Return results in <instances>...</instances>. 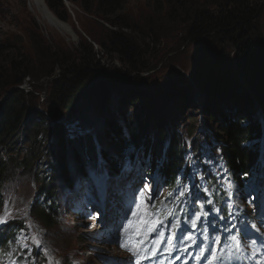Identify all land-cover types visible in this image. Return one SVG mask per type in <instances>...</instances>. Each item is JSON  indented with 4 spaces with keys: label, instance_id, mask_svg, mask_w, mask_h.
<instances>
[{
    "label": "rangeland",
    "instance_id": "1",
    "mask_svg": "<svg viewBox=\"0 0 264 264\" xmlns=\"http://www.w3.org/2000/svg\"><path fill=\"white\" fill-rule=\"evenodd\" d=\"M252 1L255 5L259 4L260 8L259 18L256 20L258 32L253 34L251 39L264 42V0ZM64 3L70 16L67 21H62L45 0H0V46L6 48L0 53V73L6 72L7 76L12 74L8 72L12 69L10 59L16 55L19 56L17 60L29 68L28 76L19 84L27 87L30 92L26 101L29 109L26 121L36 117L35 109L41 112L45 126L34 129L32 125L31 128L33 133L39 132L40 141L47 138V142L42 143L41 148L36 150L33 168H10L8 174L13 175L0 186V191L5 193L12 184H17L11 193L4 195V201L10 202L7 218L17 220L21 226L18 230L19 241L33 264H101L98 251L106 250L104 245L117 255L119 263L125 259L123 256L127 253L122 244L133 243L136 249L148 248L149 252L157 250L158 246L152 240L150 228L152 219L158 212L152 210L150 204L171 195L175 189L167 188L160 182L156 185L154 175L144 174V167H140L139 161H136L132 168H126L125 173L116 175H111L99 162L95 165L86 163L84 173L76 172V164L72 163L71 184H65L60 179L55 180L60 208L51 225H47L40 216L32 212L31 206L42 180L37 178L38 174L47 166L44 162L49 158L48 153L55 144L52 128L56 123L61 120L64 122V127H68L70 131L69 137H74V134L87 136L88 141L85 139L82 156H94L99 161L104 147L103 136L110 127L109 122L115 125L120 123L128 140L131 127L138 128L137 124L146 110V115L150 113L152 122H155V109H158L159 113L162 110L165 114L172 108L169 112H172L173 116L167 114L166 121H174V124H171L173 129L182 127L183 137L194 146L193 149L187 147L186 151L191 167L186 177V185L176 188V192L184 201L189 197L190 202L198 205L200 210L191 218V226L183 234L185 239L190 237V240L184 243L185 251L191 244L188 254L184 256L185 251L174 253L169 256L167 262L171 264L178 257L184 259L193 251L194 256L200 257L205 252V244L196 242L192 233L201 218L209 225L226 223L219 210L217 214L207 208V203L199 193L202 187L206 188V184H202L204 176L212 170L221 182L226 178L223 175L225 167L218 143L210 142L212 138L217 139L215 134L220 129L214 114L220 115L221 112L205 110V107L210 104L214 107L219 105L223 110L231 105L234 108L227 110L236 113L241 102L247 103L249 99H253L257 103L256 95H259L260 91L255 72L259 71L261 58L243 62L239 56L234 58L235 51L227 43L204 39L196 43L189 39L188 21L191 17L188 20L187 14L190 10L201 8L215 13L223 3L227 4V0H189V3L182 7L180 0H124L119 12L112 18L113 22H116L115 25L109 18H104L97 12L95 0L91 1L92 9L88 11L83 8L81 0H67ZM125 24L128 25L127 28L121 27ZM109 31L123 32L136 39L141 46L140 53L143 57L133 61L131 67L128 59H122L109 47L106 37ZM90 54L92 56L89 58L94 59L97 63L94 65L102 72L121 71L122 74L127 73L130 78H135L138 83H132L133 80L131 83L125 82L116 87L111 95L106 93L104 98L95 95L93 87L79 100L77 110L68 114L51 98L52 83L60 78L63 69L57 65L55 71H52L54 74L49 75L47 73L52 70L50 63L57 56L82 64L83 56L88 57ZM252 62H255V66ZM245 77L249 84L244 82ZM241 86L245 88V93ZM9 90L10 88L4 89L0 95V111L10 96L7 95ZM214 95H222L224 101L217 103ZM198 98L200 100H197ZM255 109L263 130L260 137L263 144L264 114L261 109ZM116 111L119 115L114 114ZM228 111L223 113L226 115ZM210 114H213V117ZM245 118L249 117L245 115ZM36 119L40 121L39 117ZM149 119L148 117V122ZM159 123L150 124L148 127L156 129ZM208 126L213 132L211 135L204 133ZM22 128L25 129L26 125ZM165 129L167 130V126ZM147 133L146 130L145 135ZM31 143L30 138L23 134L18 147H28ZM126 146L130 147L131 144L127 143ZM193 157L198 162L197 167L193 163ZM198 167L202 168L203 174ZM256 175L252 177L253 180H247L236 199L237 207L247 210L249 215L258 219L264 214V201L259 199V194L264 191V178L262 175L256 178ZM128 177L133 181L130 188H127L126 184ZM211 178L216 180L215 176ZM206 180L208 187L210 180ZM85 191H91L92 198ZM102 192H107L109 213L115 214L104 220L101 218L102 202L95 196ZM218 194V204L223 210L226 191L220 187ZM167 200L171 202V199ZM129 204L132 205L134 214L120 220L123 215L120 206ZM165 205L166 202L162 203V207ZM76 208L82 211V214H77ZM194 211L190 203L177 201L167 205L159 215L160 220L172 225V232L179 235V228L189 223V217ZM3 217L4 211L1 210L0 220ZM84 219L87 220L85 224L80 222ZM256 226L262 227V224L257 222ZM223 227L224 225L221 228ZM133 229L142 230V233L137 235ZM153 232L157 235L159 229L155 227ZM108 240L114 243L103 244ZM18 252L19 250L16 253ZM226 254L227 259H231V251L227 249ZM208 256L209 253L205 257ZM19 257L25 259L26 254H19ZM238 258L241 264H253V261H256L248 258L245 262L242 257ZM260 259H264V253ZM215 260L213 257V264H216Z\"/></svg>",
    "mask_w": 264,
    "mask_h": 264
},
{
    "label": "trees",
    "instance_id": "2",
    "mask_svg": "<svg viewBox=\"0 0 264 264\" xmlns=\"http://www.w3.org/2000/svg\"><path fill=\"white\" fill-rule=\"evenodd\" d=\"M45 1L49 8L62 19V21L69 20L70 16L64 3V1L67 0ZM70 1L76 2L78 0ZM91 1L92 0H81L85 10L88 11L92 9ZM95 1L97 2V12L104 18H109L112 22V18L114 15H117L124 2V0ZM180 2V7H182L184 4L189 3V0H180ZM259 8L260 5H255L252 0H227V4L223 3L218 12L211 13L201 8H195L190 10L191 12L187 14L188 20L191 17L190 20L187 21L190 23L189 39L192 41L197 43L204 39L219 41L223 44L227 43L236 52H234V58L239 56L243 62L250 59L254 61V59L257 60L261 58L259 71L257 73L255 72L260 91V94L256 95L257 103H255L253 99H249L248 102L246 101L247 103L241 102L239 103L240 108L237 109L236 113H231L227 110V108H234L231 105L223 108V110H221L219 105L214 107L210 104L205 107V110L212 109L218 113L221 112L220 115L214 114L220 126L219 131L217 130L216 132V138L219 140L223 149L232 176L239 180L240 183H242L243 178L249 179L252 177L257 168L261 165L259 154L262 150V143L255 140L256 138L260 139L262 134L259 116L256 113L255 107L261 109V112L264 114V42L263 40L254 41L251 39V36L258 32L256 20L259 18ZM113 24L115 25L116 22H113ZM121 27L127 28L128 25L125 24ZM106 37L109 47L118 53L122 59H128L129 63L132 64L131 67L133 66V61L143 57V54L140 53V44L136 39L131 38V36L119 31H109ZM3 47L4 46H0V53L5 51L6 48ZM91 56V54L88 57L83 56L81 59L83 61L82 64L57 56H55L50 63L52 70L47 73L49 75L54 74L52 71L53 69L55 71L57 65L60 67L62 66L63 69L60 78L54 80L52 83L51 98L68 114H73L77 110L79 100L83 98L86 91H89L93 87L95 88V95H101L104 98L106 93L107 95H111L116 87L125 82L131 83L133 80L132 83H138L135 78H130L129 74H122L121 71L102 72L99 67H96L97 65H94L97 64L94 59L89 58ZM18 57L19 56L16 55L10 59L12 69L8 72L12 73L11 75H5L6 72L5 74L3 72L0 73V95L4 89L10 88L9 91H12L0 111V184L7 179V172L11 167L32 169L33 160L36 158V150L41 148L42 143L47 142V138L40 141L38 139L39 132L33 133L31 128L32 125H34V129L45 126L44 116L35 109L36 107H33L36 117L32 118L33 120L29 122L26 121L29 112L26 101L28 100L27 96H30V92L20 89L19 86L21 85L19 84L25 80L30 70L26 65H22L21 61L17 60ZM252 64L255 66V62H252ZM245 83H248L246 77ZM214 97H216L217 103L224 101L222 95H214ZM249 105H251L250 109ZM246 108L249 110H245ZM157 110L158 109H155V114L157 116L155 122H152L150 113L146 115V110L144 114L145 117L143 116L140 118L137 124L138 128L135 129L131 127L130 140L127 141L125 139L126 144L131 142V148H135L139 141L141 142V146L149 148L143 155H145L146 152H153L157 149L163 150L165 146V141L163 140L166 138V133H169L170 130H174L171 126L167 128L168 130L165 129L162 122L166 121V115L163 114L162 110L159 109L161 114ZM223 111H228L229 113L225 115ZM210 115L213 117V114ZM245 115L249 118H245ZM38 117L40 121H37L38 119L36 118ZM148 117L150 118L149 122ZM157 122L160 123L157 125L158 129L156 133L155 129H150L148 125ZM63 123L64 122L61 120L52 128L55 144L48 153V162L52 168V177L49 180H45L48 175L40 172L42 175V178L38 176V178L42 179L39 187L40 191L37 201L32 205L33 212L40 216L47 225H51L54 222L59 207L55 180L62 178L69 182L71 176L70 166H72V164H70L71 159H75L76 164H80L84 169L86 166H84L83 163H85V165H87L86 163H95L94 157L84 158L82 156L81 159L83 144L85 143V139L88 141V137L82 136L80 139L76 140L69 139L67 136L68 127L65 128ZM254 123L259 125L254 126ZM111 124L103 136L104 144L107 147L101 150V154L106 161L109 160V167L111 169H116L123 162L119 156L124 154L128 147H124V139L121 138L120 135L122 132L121 126L118 125V123L117 125ZM23 125H26L25 129L22 128ZM214 129L216 128L214 127ZM146 130L148 133L145 135ZM23 134L32 141L31 145L28 147H18L19 140ZM181 141L182 139L180 140L176 135L171 139L170 148L166 154L169 164L164 167V171L161 173L162 179L166 185L170 188H174L175 191L179 185L183 184V186H185L186 177L182 176L181 172L184 169L186 171L188 170L184 156L186 148H181ZM182 144L188 146L187 143L185 144L182 142ZM259 148L261 149L259 150ZM134 151L135 149L132 150V155ZM209 177L211 178L212 175H209ZM208 184L210 187H214L210 194L219 202L220 196L217 191L220 186L218 182L215 180L208 182ZM173 197H175V194ZM12 236L13 235L10 234L6 240L0 237V246H8V240L11 239Z\"/></svg>",
    "mask_w": 264,
    "mask_h": 264
},
{
    "label": "bare ground",
    "instance_id": "3",
    "mask_svg": "<svg viewBox=\"0 0 264 264\" xmlns=\"http://www.w3.org/2000/svg\"><path fill=\"white\" fill-rule=\"evenodd\" d=\"M242 80L244 81V79L242 78ZM245 82V81H244ZM243 86H241V90L245 93V88H242ZM19 88L20 89H23V90H27V87L25 88V86H19ZM11 93H12V91H10V92H8V94L7 95H11ZM197 100H200L199 98L197 99ZM172 109V108H171ZM171 109H169L164 115H167L168 114V116H170V117H172L173 115H172V112H169ZM237 112V111H236ZM179 113H180V111H179ZM179 113H178V115H179ZM114 114H116V115H119L118 114V111H116V112H114ZM177 115V116H178ZM172 119V118H171ZM110 124L112 123V122H109ZM113 124V123H112ZM111 124V125H112ZM174 124V121L172 120L171 121V123H170V126H172V125ZM115 125V124H114ZM119 125H120V123H119ZM259 124H255L254 123V126H258ZM123 130V129H122ZM168 130V129H167ZM262 129H261V134H262ZM130 134H129V136H128V140L127 141H129L130 140V136H131V129H130V132H129ZM121 135V138H125V133H124V130H123V133L122 134H120ZM263 135V134H262ZM261 135V136H262ZM193 137V136H192ZM255 141H259V142H261V139L259 140V138H256V140ZM263 141H264V138H263ZM182 142H184L185 144L187 143L188 144V147L190 146V148H192L193 149V144L192 143H188V141L183 137V135H182ZM210 142H214V144L215 143H218V150H220V153H224L223 152V149H222V147H221V145H220V143H219V140L218 139H210ZM261 148H259V150H260ZM131 150H132V148H131ZM128 151H130V149L128 150ZM135 152V151H134ZM260 152V151H259ZM136 153V152H135ZM260 155V154H259ZM262 156H264V142H263V149H262ZM142 161H144L146 164H151V161L150 160H147V159H144V158H142ZM260 162V161H259ZM255 163V162H254ZM254 163H253V165H254ZM257 163V162H256ZM258 164V163H257ZM118 168V167H117ZM35 171V170H34ZM133 174V173H132ZM129 178V177H128ZM17 180V179H16ZM252 180H253V178H252ZM89 183V182H88ZM87 183V184H88ZM90 187V186H89ZM94 188H95V186H94ZM85 192H87V191H85ZM88 193V192H87ZM157 194V193H156ZM54 202V201H53ZM51 207V206H50ZM167 208V207H166ZM165 210V209H164ZM54 211V210H53ZM197 212V211H196ZM165 214V213H164ZM169 214V213H168ZM214 215V214H213ZM52 216V215H51ZM163 216H165V215H163ZM200 216V215H199ZM23 218V217H22ZM21 219V218H20ZM47 220V219H46ZM199 220V219H198ZM197 221V220H196ZM77 222H79V221H77ZM80 222H84V224H85V222H87V220L86 219H84V220H82V221H80ZM193 222V221H192ZM35 225V224H34ZM151 229V228H150ZM94 231V230H93ZM99 232V231H98ZM105 234V233H104ZM95 236V235H94ZM102 236H104V235H102ZM140 238H142V236L140 237ZM95 240V239H94ZM44 246V245H43ZM100 246V245H99ZM105 248V247H104ZM49 258V257H48ZM32 262V261H31Z\"/></svg>",
    "mask_w": 264,
    "mask_h": 264
},
{
    "label": "snow or ice",
    "instance_id": "4",
    "mask_svg": "<svg viewBox=\"0 0 264 264\" xmlns=\"http://www.w3.org/2000/svg\"><path fill=\"white\" fill-rule=\"evenodd\" d=\"M145 191H147V186H145ZM143 194H144V193L142 192V195H143ZM4 222H6V221H4V220H0V223H4ZM133 232L136 233L137 235H140V234L142 233V230H141V231H137L136 229H133ZM189 238H190V237H189ZM37 244H39V241H37ZM125 246H127V247L129 248V251L132 252V254H133L134 256H136V255H138V254H140V253H146V252L148 251L147 248H141V249H139V250L137 251V250H134V246H131V245H123V244H122V247H125ZM25 247H26V245H25ZM153 255H155V253H153ZM145 258H147V257L145 256ZM137 264H139V261H137Z\"/></svg>",
    "mask_w": 264,
    "mask_h": 264
}]
</instances>
